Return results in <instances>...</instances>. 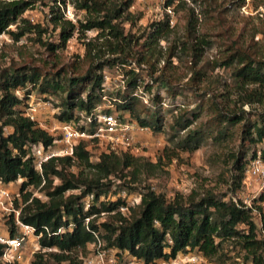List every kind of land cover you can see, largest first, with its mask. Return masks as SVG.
I'll use <instances>...</instances> for the list:
<instances>
[{
    "label": "trees",
    "instance_id": "obj_1",
    "mask_svg": "<svg viewBox=\"0 0 264 264\" xmlns=\"http://www.w3.org/2000/svg\"><path fill=\"white\" fill-rule=\"evenodd\" d=\"M38 1L42 8L47 9V14L43 22L33 23L23 15L36 6L37 0H0V35L7 34L14 42L32 36L35 37L33 41L44 44L41 36L48 32L50 26V31H57V42L45 46L50 53L63 48L73 37L84 38L89 31L96 35L93 40L82 44L89 68L78 76L66 78L62 83L25 66L0 70V185L17 183L18 186L12 201L17 215L14 217L11 210L5 222L7 235L2 236L13 238L18 228L19 233L24 231L21 226L30 228L32 232L29 235L38 246V252L30 264H79L74 254L97 241L114 255L125 256L142 264H154L158 260L172 261L178 254L190 251L208 260L216 254L230 259L233 253V256H240L243 264H264V215L261 207L247 206L230 197L241 185L248 187L250 179L247 172L255 160L254 151L249 155L251 161L246 160L249 148L238 150L236 155L231 156L233 174L228 196L211 190H191L186 195L174 193L166 198L148 185L139 186V203L129 207L125 213L119 211V208L125 207V201L119 196L113 200H99L111 184L110 177L122 181L128 177L129 180L122 185L128 191L138 189L134 186L140 185L138 179L141 175L153 176L160 169L159 159L150 163L134 157L132 151L127 149L114 153L96 139L78 140L74 142L71 155L50 157L36 168L37 157L33 154V146H38L42 155L60 149L55 150L58 145L56 136L38 128L23 115L26 96L31 91L42 98L59 94L61 101L53 114L55 121L77 129L83 128L79 113L86 114L100 103V82L104 69L114 65L126 67L132 36L124 34L116 20L126 13L135 0ZM172 3L173 0H166L164 7H170ZM67 5L83 12L82 20L72 23L66 19L64 8ZM127 19L132 22V17L128 16L124 21ZM193 26L194 22L188 18V38L196 40V37H190ZM167 30L165 16L150 23L147 30L132 42L145 37V45L150 44ZM98 39L101 43H94ZM189 48L192 58L197 60L201 56V48L195 43L190 44ZM105 54L111 57L103 59ZM229 59L237 62L233 82L238 91L246 85L264 88V62L238 51ZM229 59L223 65L231 64ZM141 62V57H137L138 66ZM124 74L127 77L126 90L115 95L117 102L114 106L118 117L132 120L152 132H160L163 122L156 112L145 118L140 117L139 101L132 95L141 84L139 75L132 69ZM16 90L22 91L21 97L15 96ZM142 90L149 91L148 86L143 85ZM246 99L244 102L251 104L250 96ZM152 101L158 103L159 99L154 96ZM223 103L222 100L220 104L224 108L221 110L210 105L211 113L214 112L210 123L214 140L226 137L229 126H239L242 141L252 146L264 143V109L246 114L240 108L236 112ZM202 110L199 104L189 114L190 118L182 119L180 116V120L174 122L177 127L175 131H183V136L174 142L177 153L190 154L209 138L210 134L200 127L188 130ZM86 129L90 131V127L86 126ZM93 144L100 148L94 161L87 150ZM259 157L264 159V149ZM72 166L80 171L72 173ZM54 180L58 184L52 186ZM34 190L44 200L32 196ZM74 190L78 193L66 195ZM259 191L254 199L257 203L264 201L263 187ZM86 196H90V199L84 209ZM254 211L258 214L259 226L253 220ZM3 250L4 245L0 244V264H7L1 259Z\"/></svg>",
    "mask_w": 264,
    "mask_h": 264
},
{
    "label": "rangeland",
    "instance_id": "obj_2",
    "mask_svg": "<svg viewBox=\"0 0 264 264\" xmlns=\"http://www.w3.org/2000/svg\"><path fill=\"white\" fill-rule=\"evenodd\" d=\"M165 1L135 0L126 13L116 20V23L123 28L124 34H130L134 41L147 30L150 23L167 16L168 30L156 41L145 45V37H142L136 43L130 42L126 67L121 71L125 76L124 72L135 68L139 75L140 88L142 89L143 85L148 86L149 91L142 90L148 96V106L138 100L140 117L145 118L146 115H153L156 112L155 114L161 117L163 122L160 132L155 133L147 128V132L135 134L136 151L132 153L134 157L150 163H155L159 159L161 166L153 176L141 175L138 179L140 185L134 186L138 189L130 191L122 185L129 180L128 177L125 181L110 177L111 184L99 198L100 201L113 200L120 196V192L126 195L137 194L140 192L139 186L147 185L155 192L165 195L166 198H170L174 193L186 195L191 190L196 192L211 190L214 193H226L228 196L230 177L233 174L231 156L236 155L238 150L246 148H249L246 160L251 161L249 155L251 151H254L255 159L261 161L264 170V159L259 157L260 151L264 149V143L252 146L242 141L239 136V126H229L226 137L216 141L213 139V129L210 125L214 117L210 105L213 104L221 110L224 108L220 104L222 100L226 107L229 106L235 111L240 108L246 114L252 110L264 109V88L258 85H246L238 91L233 82V72L237 62L229 59V56L238 51L249 55L254 60L264 62V0H173L172 5L166 8ZM46 14L47 9L42 8L37 0L36 6L26 11L23 16L33 23H40L43 22ZM64 14L72 23L84 17L83 12L76 11L69 5L64 8ZM128 16L132 17V22L128 19L124 21ZM188 18L194 22L190 37H196V40L188 38L186 29ZM9 29L13 30V27ZM47 30L48 32L41 36V42L44 44L33 41L35 37L32 36L28 37L30 40L21 38L14 42L7 34L0 35V70L25 66L37 70L46 78H56L62 83L66 78L78 76L89 68L82 44L93 40L95 32H86L84 38L73 37L63 48L50 53L45 46L47 43L57 42V31H50V26ZM94 43L100 44L101 40H95ZM192 43L201 48V56L197 60L191 56L189 46ZM107 57L111 56L105 54L103 59ZM137 57L142 59L139 66L136 63ZM228 59L232 63L223 65ZM103 73H108L110 76L115 74L113 67L105 68ZM194 73L197 75L194 76ZM31 92L42 101L48 102L53 110V113L49 111L44 114L45 122L49 126L56 124L53 114L56 106L59 107L61 96L46 95L44 98L47 97V99H44L35 91ZM154 96L159 99L158 103L152 101ZM247 96H250L251 104L244 102ZM199 104L202 105L203 110L188 130L200 127L210 134L209 138L190 154L177 153L174 150V142L183 136V131L176 132L177 127L174 122L180 120V116L182 119L190 118L189 114ZM49 134H53L57 141L59 140V134L56 132ZM63 148L64 146L58 143L55 150ZM87 150L92 160H96L100 148L93 144ZM70 171L76 174L80 169L72 166ZM56 184L58 181L54 180L52 186ZM17 187V183L0 185V188L8 193L11 203L10 206L6 205V211L0 210L1 236L7 235L5 222L11 210L14 211V217L15 212L17 213L12 204ZM257 188L256 184H251L250 188L241 185L230 197L232 200H240L247 206L259 205L264 215V201L254 202L258 196L255 195ZM77 193L78 191L74 190L67 192L66 195ZM32 196L44 200L37 190L32 191ZM252 216L255 224L259 226L256 211L252 213ZM19 232L20 228L15 232L14 237L26 236L23 237L21 247L15 252L12 263L30 264L34 254L38 252L36 240L29 233ZM98 249H103L99 241L88 244L74 255L77 256L79 264H84V261ZM103 250L110 251L109 255L113 258L114 264H142L139 261L129 260L125 256L114 255L110 249ZM154 264L243 263L240 256H233V253L230 254V259L216 254L208 260L190 251L178 254L172 261L158 260Z\"/></svg>",
    "mask_w": 264,
    "mask_h": 264
},
{
    "label": "built area",
    "instance_id": "obj_3",
    "mask_svg": "<svg viewBox=\"0 0 264 264\" xmlns=\"http://www.w3.org/2000/svg\"><path fill=\"white\" fill-rule=\"evenodd\" d=\"M122 69H124L123 65H114L113 70L115 74L113 76H110L108 73L102 74L100 82V103L86 114L79 113L80 124H83V128L81 129L58 122L49 126L45 122L46 118L44 114L49 111L53 113V110L50 108L48 102L42 101L38 96L32 93L26 96L27 99L23 115L31 122L35 123L38 128L47 133L56 132L59 134V140L56 143H60L64 146V148L59 151H53L45 155H42L41 149L38 146H33V154L37 157L36 168L39 167L41 162L50 157L56 155H71L74 142L78 140L96 139L114 153H118L119 150L124 149L136 151L134 147L135 134L138 132L145 133L148 130L147 128L138 126L136 122L132 120L127 121L122 117H118V113L115 111L114 103L117 102L115 98L116 93H122L126 90L127 77L121 73ZM132 70L135 73L137 72L135 68H132ZM14 94L17 97H21L22 91L16 90ZM132 95L144 105L148 106V96L142 91L140 86L136 87ZM86 126L90 127V131L86 129ZM247 175L250 179L248 187H250L251 184H256L258 186L256 192L258 193L264 186V170L259 159L252 161ZM119 197L125 201V207L119 208L121 213H125L129 207L137 205L140 200V195L138 193L126 195L124 192H120ZM89 199L90 196L85 197L84 209L87 208ZM10 204L8 193L5 189L0 188V210L6 211V205L10 206ZM15 215H17L16 212ZM16 224H18L17 221ZM21 227L26 233L32 232V230L26 226ZM23 236L7 238L0 235V244L4 245L1 259L7 264L12 263L15 259V252L21 247ZM109 252L108 250L98 249L90 258L84 261V264H114L113 258L109 255Z\"/></svg>",
    "mask_w": 264,
    "mask_h": 264
}]
</instances>
